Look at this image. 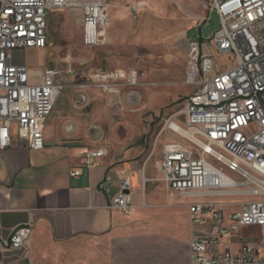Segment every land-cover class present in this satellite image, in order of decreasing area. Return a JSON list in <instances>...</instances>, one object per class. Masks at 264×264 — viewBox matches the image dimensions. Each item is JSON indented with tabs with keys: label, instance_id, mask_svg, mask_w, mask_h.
I'll use <instances>...</instances> for the list:
<instances>
[{
	"label": "built area",
	"instance_id": "1",
	"mask_svg": "<svg viewBox=\"0 0 264 264\" xmlns=\"http://www.w3.org/2000/svg\"><path fill=\"white\" fill-rule=\"evenodd\" d=\"M206 7L217 12L220 26L190 43L186 82L194 90L184 102L183 125L168 124L186 141L164 143L158 167L169 189L193 199L191 264H264V245L241 234L248 227L264 229V0H207ZM71 9L82 14L86 48L108 41L107 0H0V149L11 145L14 133L31 149L45 147L65 71L54 65L35 74L19 59L29 48L47 47L53 10ZM140 77L134 69L126 82L136 86ZM99 82L106 92H120L117 80ZM107 152L86 148L71 175L100 165ZM126 173L118 190L110 172L100 188L109 208L129 215L134 199ZM31 235L32 224H23L1 236L0 246L23 248Z\"/></svg>",
	"mask_w": 264,
	"mask_h": 264
},
{
	"label": "rangeland",
	"instance_id": "2",
	"mask_svg": "<svg viewBox=\"0 0 264 264\" xmlns=\"http://www.w3.org/2000/svg\"><path fill=\"white\" fill-rule=\"evenodd\" d=\"M107 1L110 25L109 39L105 44L85 47L79 10H53L48 19L47 47L29 48L21 53L19 60L27 63L35 74L54 65L65 71L63 81L66 87L49 120L60 114L66 127H73L67 131L73 135L71 145L98 147L90 146L86 135L87 122L81 121L88 119L97 123L89 127L88 133L99 123L103 127L102 144L110 154L119 144L124 146L123 150H137L131 161H140L142 170L145 167L146 177L151 179L147 181L148 192L155 186L163 187V191H172L162 180L158 161L162 146L168 140L186 141L170 131L168 124L176 120L183 125L184 102L194 90L186 82L190 43L198 41L200 36L209 38L220 26V18L216 11L208 13L206 0ZM207 14L209 19L205 22ZM134 69L141 77L136 86H130L126 79ZM102 72L124 75L111 78L121 84L119 93L104 91L100 79L95 76ZM96 117L101 119L93 121ZM53 120L48 122L46 132H53ZM207 158L219 165L209 156ZM192 200L179 195L174 200L175 208L184 213L173 218L167 213L168 204L163 205L165 234H171L176 226L190 230L189 215L185 212ZM244 229L242 234L249 236L247 240L264 245V229ZM89 244L93 250H103L102 242ZM121 247L122 263L127 264L125 244ZM85 259L87 264H109L105 258L88 255ZM77 262L73 258L65 259L61 264Z\"/></svg>",
	"mask_w": 264,
	"mask_h": 264
},
{
	"label": "crops",
	"instance_id": "3",
	"mask_svg": "<svg viewBox=\"0 0 264 264\" xmlns=\"http://www.w3.org/2000/svg\"><path fill=\"white\" fill-rule=\"evenodd\" d=\"M95 76L107 80L124 75L102 72ZM52 119L55 128L46 132ZM50 120L43 149L29 148L16 133L11 145L0 149V237L23 224H32L31 238L23 248L0 246V263L61 264L75 258L77 264H87L85 258L89 255L105 258L109 264H124L121 246L125 244L127 264H191V227L186 231L176 226L169 235L163 232L165 203L172 218L184 213L175 208L179 193L156 186L148 192L147 181L151 179L146 177L145 167L142 170L140 161H131L137 150H123L124 146L119 144L110 154L103 139L96 141L88 133L96 122L82 120L81 123L87 122L90 146L105 147L108 152L100 158V165L83 168L81 175L72 176L71 170L82 165L89 145H71L73 135L67 133L60 114ZM98 126L103 128L99 123ZM174 141L179 140H168ZM126 171L131 177L134 199L133 213L129 215L109 208L108 197L100 188L110 172L114 189L118 190L120 174L127 176ZM185 213L189 215L188 207ZM94 241L102 242L103 250H93L89 243Z\"/></svg>",
	"mask_w": 264,
	"mask_h": 264
},
{
	"label": "water",
	"instance_id": "4",
	"mask_svg": "<svg viewBox=\"0 0 264 264\" xmlns=\"http://www.w3.org/2000/svg\"><path fill=\"white\" fill-rule=\"evenodd\" d=\"M70 128H71V126L67 127L68 130H70ZM102 132H103L102 128H100L97 125L90 128V133L93 134V139L94 140L100 139L101 136H102Z\"/></svg>",
	"mask_w": 264,
	"mask_h": 264
},
{
	"label": "bare ground",
	"instance_id": "5",
	"mask_svg": "<svg viewBox=\"0 0 264 264\" xmlns=\"http://www.w3.org/2000/svg\"><path fill=\"white\" fill-rule=\"evenodd\" d=\"M181 131H183V130H181ZM184 132V131H183Z\"/></svg>",
	"mask_w": 264,
	"mask_h": 264
}]
</instances>
